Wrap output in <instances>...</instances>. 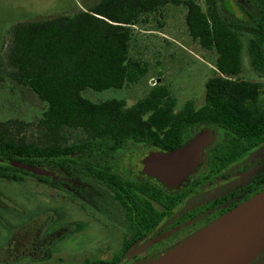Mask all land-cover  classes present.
Instances as JSON below:
<instances>
[{
	"label": "trees",
	"instance_id": "1",
	"mask_svg": "<svg viewBox=\"0 0 264 264\" xmlns=\"http://www.w3.org/2000/svg\"><path fill=\"white\" fill-rule=\"evenodd\" d=\"M202 1L204 10L194 0H100L71 16L13 25L0 55V82L10 79L27 88L46 107L34 124V141L10 133L14 122L1 124L0 159L57 170L68 182L94 180L107 197L127 208L126 226L137 241L139 228L142 237L151 216L143 209L134 214L129 205L134 207L143 195L159 199L161 193L144 182L123 181L115 170L122 162L116 158L118 151L129 152L138 143L139 151H171L203 128L226 133L219 150L211 151L214 166L229 164L236 147L241 148L239 156L262 145L261 86L237 77L244 50L250 67L264 75V0H256L252 9L247 7L250 0ZM165 5H183L190 38L216 54L215 75L204 85V104L196 109L187 102L174 111L175 99L163 85H155L130 106L121 99H86V90H120L147 73V64L129 57L132 27ZM23 175L31 174L0 165V180L21 182ZM118 259L113 257L110 264Z\"/></svg>",
	"mask_w": 264,
	"mask_h": 264
},
{
	"label": "rangeland",
	"instance_id": "2",
	"mask_svg": "<svg viewBox=\"0 0 264 264\" xmlns=\"http://www.w3.org/2000/svg\"><path fill=\"white\" fill-rule=\"evenodd\" d=\"M99 1L0 0V55L13 25L71 16L88 11ZM194 1L204 10L202 0ZM233 8L237 11L235 5ZM185 14L183 5H165L157 13L143 17L132 27L129 57L147 64V73L137 83L120 90L100 93L86 90L83 96L92 102L121 99L130 106L155 85H163L175 99L174 111L181 110L187 102L193 108L201 107L205 82L215 75L216 54L202 49L190 38ZM237 79L258 83L264 97V76L251 69L245 50ZM45 107L27 88L10 79L0 82V126L14 122L8 127L10 133L34 141L38 136L34 124ZM262 154L263 149L255 155V162L257 159L261 164ZM254 169L253 180L262 172H257L256 163ZM22 177L21 182L0 181V264H79L84 260L96 264L101 256L123 257L120 264H151L175 248L170 246L193 236L202 226L188 227L171 242L144 249L132 246L123 255L125 237L118 204L101 198L100 206L92 208L86 198L76 202L66 198L70 191L66 179L60 180L61 187L57 188L32 177ZM229 189L227 186L225 191ZM81 204H85L86 210ZM91 212L96 214L95 219H91Z\"/></svg>",
	"mask_w": 264,
	"mask_h": 264
},
{
	"label": "flooded vegetation",
	"instance_id": "3",
	"mask_svg": "<svg viewBox=\"0 0 264 264\" xmlns=\"http://www.w3.org/2000/svg\"><path fill=\"white\" fill-rule=\"evenodd\" d=\"M250 1L251 2L248 3L247 7L249 9H252V5L256 0ZM225 134L226 133L222 130L217 131V136L214 142L207 150L205 168L190 177L184 187L176 191L167 190L155 179L148 178L146 176H136L133 174L131 163L147 151H151L154 149H144L139 151V148H142V144L138 143L134 144L137 147L131 149L129 152L127 150H120L116 153V158L120 157L122 159V162L118 166L120 167V170H115L121 176L123 181L134 184L144 182L151 186L153 190L160 191L161 193V197L159 199L157 198V196H155V194H151L150 196L143 195L142 200H136V204L134 205V207L129 205V208L133 209L134 214L141 213L143 209L145 216H151V221L150 223H148L149 227H145V233L142 237H140V231H142V229L139 228L140 231L138 232L139 236L137 238V241L131 240V236L126 226L127 220L125 216L127 208L119 203V201H115L107 197L105 195L103 186H101L94 180H91L84 185L79 183L78 179H74L68 182L63 173H59L57 172V170L53 171L50 168L44 166L35 165L31 166L40 167L45 170L51 171L54 175L45 177L25 171L26 173H29L31 175L23 176L32 177L44 183H51L57 188L61 187V184L59 183L60 180L66 179L67 188L68 190H70L68 191V195L66 196V198H68L71 202H76V200L80 198H86L87 205L91 204V207L93 206L92 208H97L100 206L101 198H103L105 200L107 199L108 201H112L118 204L121 210L119 223L125 237V242L123 245V247L125 248V251L123 252L124 255L128 250H130L132 246L134 247L137 245L143 247L144 249L149 245H153L156 243L158 244L162 242H171L173 240H177L180 233L184 232L188 227H196L197 225L202 224L201 228L196 229L197 233L198 231L211 224L224 214L228 213L235 207L239 206L263 189L264 155L262 154L261 156L263 157L261 159V164H259L260 161L257 159L255 162V155L258 154V151H260L261 149L264 150V143L256 148L247 149L239 156L237 155L241 148L236 147V156L227 165L218 164L217 166H214L213 164H210L211 151L214 149H216L217 151L219 150V144H223L225 141ZM233 136L234 138L237 137V135L235 134ZM255 163L257 172H262L260 174L257 173V178L253 180L252 175L255 171ZM36 177L48 178L50 179V181L47 182ZM227 186L231 189L226 192L225 190ZM80 207L83 210H86L85 204H81ZM91 215V219H95L96 214H94V212H91ZM137 231L138 229L136 228V232ZM189 238L190 237L183 239L180 242L170 246L169 248H173L174 246L177 247ZM110 258V256H101L98 259L99 262H97L96 264H110L113 257L111 259ZM118 258L119 259L116 264L122 263L124 260L123 257H121V259L120 257ZM84 262L88 261L84 260L79 264H82ZM88 263L91 264L90 262ZM251 264H264V249L257 255V257L252 261Z\"/></svg>",
	"mask_w": 264,
	"mask_h": 264
},
{
	"label": "water",
	"instance_id": "4",
	"mask_svg": "<svg viewBox=\"0 0 264 264\" xmlns=\"http://www.w3.org/2000/svg\"><path fill=\"white\" fill-rule=\"evenodd\" d=\"M216 136L217 130L203 128L176 149L147 151L131 163L133 174L155 179L167 190H179L205 168L206 152ZM0 165L54 175L13 160L0 159ZM263 249L264 188L151 264H251Z\"/></svg>",
	"mask_w": 264,
	"mask_h": 264
}]
</instances>
